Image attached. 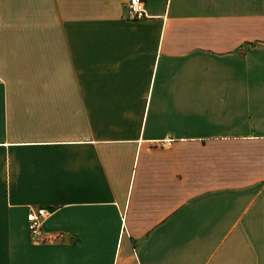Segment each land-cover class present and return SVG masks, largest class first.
<instances>
[{
	"label": "crops",
	"instance_id": "0c3cea01",
	"mask_svg": "<svg viewBox=\"0 0 264 264\" xmlns=\"http://www.w3.org/2000/svg\"><path fill=\"white\" fill-rule=\"evenodd\" d=\"M127 2L0 0V264H264V0Z\"/></svg>",
	"mask_w": 264,
	"mask_h": 264
},
{
	"label": "built area",
	"instance_id": "2783aa9c",
	"mask_svg": "<svg viewBox=\"0 0 264 264\" xmlns=\"http://www.w3.org/2000/svg\"><path fill=\"white\" fill-rule=\"evenodd\" d=\"M124 16L129 20H141L146 18V13L143 9V0H128L124 7ZM170 143V140L164 142L167 146H169ZM46 216L47 213L44 209H29L26 221L31 243L36 244L46 240L41 230L43 220Z\"/></svg>",
	"mask_w": 264,
	"mask_h": 264
}]
</instances>
